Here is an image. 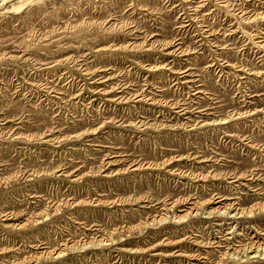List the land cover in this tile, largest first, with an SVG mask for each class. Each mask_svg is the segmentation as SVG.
Instances as JSON below:
<instances>
[{"label":"rangeland","instance_id":"374dc122","mask_svg":"<svg viewBox=\"0 0 264 264\" xmlns=\"http://www.w3.org/2000/svg\"><path fill=\"white\" fill-rule=\"evenodd\" d=\"M0 264H264V0H0Z\"/></svg>","mask_w":264,"mask_h":264}]
</instances>
